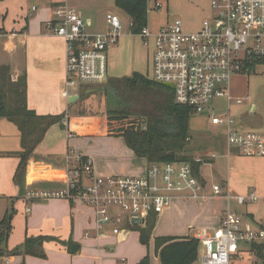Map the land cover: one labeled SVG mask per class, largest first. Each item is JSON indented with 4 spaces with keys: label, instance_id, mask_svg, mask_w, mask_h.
<instances>
[{
    "label": "built area",
    "instance_id": "built-area-1",
    "mask_svg": "<svg viewBox=\"0 0 264 264\" xmlns=\"http://www.w3.org/2000/svg\"><path fill=\"white\" fill-rule=\"evenodd\" d=\"M211 4L215 15L204 19L198 30H185L182 19L176 18L157 30L147 25L134 35L153 49L151 80L172 84L177 103L194 108L196 113L209 112L212 123L225 129L229 153L235 148L244 156L263 157L264 135L240 129L232 115V104H242L250 96H233L231 77L243 73L252 58L264 57V0H212ZM155 7L160 8V4L156 2ZM31 10L34 13L38 7ZM53 15L47 26L67 45V89L63 95L69 98L71 88L84 84L105 83L109 49L118 43L122 33L120 15L108 12L107 31L94 34L89 31L91 22L71 6L70 0H54ZM222 98L226 99L224 116L211 110L212 102ZM204 187L189 161L149 162L141 175L103 176L97 174L91 157L79 156L75 166H67L62 188L29 189L25 198H62L92 209L90 229L95 230L99 242L106 237H125L130 228L146 227L152 216L157 220L172 205L174 198L205 199ZM212 191L215 197H227L241 205L259 200L255 192L232 194L220 184L214 185ZM133 217H139L140 223L131 222ZM86 235L90 236L89 231ZM188 236L203 247L199 264H239L244 256L251 257L247 264H263L257 252L260 248L264 254V227L256 228L244 221L230 205L214 231L198 228ZM252 256L261 262H253Z\"/></svg>",
    "mask_w": 264,
    "mask_h": 264
},
{
    "label": "crops",
    "instance_id": "crops-1",
    "mask_svg": "<svg viewBox=\"0 0 264 264\" xmlns=\"http://www.w3.org/2000/svg\"><path fill=\"white\" fill-rule=\"evenodd\" d=\"M40 5L42 7L34 5L38 7V10L34 13L31 10L30 16H27V18H31L27 19L25 24H20L19 27H14L11 30L0 28V31L4 33L3 36H0V65L9 69L8 76L5 77L11 81L14 87L16 84H20L25 88L28 108L40 114L85 115L82 110L80 114L70 113V109L75 108L80 99L81 89L91 92L94 85L104 86L111 79L131 76L132 74L129 73L137 72L133 69L135 66L125 67L118 73V69H115L116 72L111 75L108 71V80L105 83L81 85L73 91L69 90L70 97H65L63 92L67 89L66 41L55 35L53 30L47 26L48 21L54 19V0H42ZM85 18L88 22H91L89 31L94 34L95 32L91 29L94 25L92 17L87 16ZM13 30H16L17 34H12ZM120 73L126 74L121 75ZM9 90L6 89L8 98L11 96ZM231 92L236 97L249 95L246 87L242 89V87L232 85ZM74 97H76L75 100L71 101ZM246 101L250 100H245L244 103ZM244 103L232 104L231 111L234 105H243ZM257 106L258 101L252 102L247 108L243 107L238 113L239 116L234 115V118L237 120V126L240 129H258L264 135V115H262V111L257 112ZM211 110L218 115L224 113L226 99L222 98L212 102ZM256 115L258 116L257 120ZM104 120L105 118L100 120V125L104 123ZM12 124L15 126L7 118L0 117V144L3 143L0 146V161L15 160L16 163L10 164L11 168H8L7 174L9 177L12 174V182L17 186L21 198L26 201V213L32 212L35 204L36 217L28 220L29 228L25 238L45 235L49 236L50 239L44 243L45 258L20 253L11 255L14 253L12 252L10 255L4 256L3 260L0 259V263L85 264L81 259H93L94 249L98 250L99 258L103 260V249L105 250L107 247L102 244V241L111 237L102 238L99 242L95 239L96 233L90 229L94 215L92 209L62 198L55 201L39 200L40 202H34L27 200L25 193L33 188H62L67 166H75L76 159L79 156L91 157L96 172L102 173L103 176L141 175L146 172L149 162L145 158L138 157L126 143L124 147H119L123 153L120 156L123 162L116 165L103 162L106 155L100 154L110 152L113 148L112 138L121 137L104 135V145H92L90 143L91 139L102 134L75 136L69 133L66 127L55 124L48 130L44 140L30 159L26 169L24 185L20 186L14 179L19 164L18 153L22 150L21 133L17 126L15 127L18 131L21 148L12 151L5 144L8 139L7 130ZM64 124H66V120H64ZM218 128H221V131L218 130L217 133L223 134L226 141L225 129L220 126ZM100 129L101 126L98 132ZM213 143V146L216 145L219 148L220 153L218 156L215 151L212 152V154H216L215 158L211 157L212 154L209 155L204 151H199L194 156L195 161H199L200 158L203 160L198 174L195 175L204 184L207 197L205 199H182L177 197L175 200L178 199L185 203L184 206L190 205L189 207L195 210L196 216L193 222L198 224V228L214 231L220 226L222 215L229 205L241 215L244 221L252 223L256 228L259 226L264 227V156H244L235 148L229 153L228 148L225 149V145H221L220 141L216 140ZM1 176H5L2 169L0 170V183L3 184L5 181L1 180ZM216 184L227 188L232 194L245 195L249 192H255L259 196V200L241 205L235 200L227 199V197H215L212 189ZM43 207H46L48 212L44 213V217L37 216ZM189 228L198 229L192 226ZM86 231H89L90 236L86 235ZM69 240L80 244L81 248L77 253L69 252L66 245Z\"/></svg>",
    "mask_w": 264,
    "mask_h": 264
},
{
    "label": "rangeland",
    "instance_id": "rangeland-1",
    "mask_svg": "<svg viewBox=\"0 0 264 264\" xmlns=\"http://www.w3.org/2000/svg\"><path fill=\"white\" fill-rule=\"evenodd\" d=\"M211 1L212 0H152L149 3L148 26L157 30L165 25L168 20L180 18L183 21L185 30H198L204 19H212L215 15V9L212 7ZM156 2L160 4V8L158 9L155 7ZM40 4H42V0H0V28L11 30L14 27H19L20 24H25L27 19L31 18H27V16H30L32 6L38 5L42 7ZM70 4L83 15L84 18L87 16L92 17L94 25L91 29H93L95 33L107 31L106 16L108 12L114 11L119 14L123 23V28L118 43L112 45L109 49V74L115 73V69H118V73V71L123 68L134 65L135 68L133 69L135 71L151 78L153 49L151 46H145L141 38L131 32L130 17L116 5L115 0H70ZM129 74L133 73L131 72ZM106 84H108V82ZM232 85L235 87H242V89L246 87L251 98L250 101H246L243 105H234L232 109L233 116H239L238 113L243 107L247 108V106L255 101H258L257 112L260 113L262 111V115H264V63L257 65L255 73H234L231 77V87ZM112 86V90H116L115 92L106 91L105 85H94L92 86L94 89H92L93 91L91 92L81 89L80 99L75 108L70 109V113L80 114L82 110L86 116H96L101 120L106 117L110 104H113V102H115V105L117 104L118 100L114 95L118 93V95L123 96L125 99V101H120L123 106H128L135 116L143 117L154 110L155 104L160 101L159 95L164 98L166 94L164 89H158L159 91L144 94L124 93L122 86ZM70 90L73 91L74 88ZM113 97H115V99H113ZM7 102L13 103L10 97L7 98ZM81 106L84 107L81 108ZM225 113L226 112L221 113L220 115L224 116ZM255 118L257 120L258 116L256 115ZM15 126L13 124L10 125V128L7 130L8 133H6L8 139L5 144L6 147H9L12 151L21 148L18 131ZM218 127L212 123L211 116L208 114L204 115L200 112L194 113L191 119L190 129L192 139L184 153L194 157L199 151H204L209 155L215 151L218 156L220 151L216 145L213 146V141H220L221 145H225V149H227L223 134L217 133L218 130L221 131V128ZM101 128H104L103 124ZM256 131L260 130L257 129ZM260 133H262V131H260ZM103 136L104 135L94 136L90 143L92 145H104ZM111 140L113 142V148H111L110 152L100 155H106L103 162L116 165L123 162L120 157L123 153L120 151L119 147L125 146V140L123 137L112 138ZM2 144H0V146ZM225 156H227V154H225ZM225 159L227 161L226 157ZM216 160L218 161V159ZM14 161L13 159L0 161V170L2 169L5 175L1 176V180H4L5 183H0V222L6 215L10 216L12 221V231L7 243L3 247V254L0 255V259L2 260L4 256L10 255L12 252L14 253L11 255H16L17 253L26 255L24 252V245L29 228L28 220L36 217L35 204L33 205L32 212L26 213V201L21 198L22 196H20L17 186L12 182V174L11 177L7 174L8 168H11L10 164L16 163ZM97 173L103 175L98 171ZM55 200L59 199L53 198L46 201ZM37 201L39 200H34V202ZM184 204V202L182 203V201L178 199L175 200L174 198L172 205L163 213L159 214L148 245L140 242L138 228H130L125 233V237H111L102 241V244L107 247L105 250L103 249V260L99 258L97 249L93 251V259L81 257V260L85 264H138L142 257L148 255L149 264H162L159 252L156 251L155 237L164 235H191L193 234L194 228L189 227H199L198 224L193 222L196 216L195 210L190 208V205L184 206ZM64 209L66 210V207ZM47 212L48 210H46V207H43L42 211H40L37 216L40 215L44 217V213ZM93 231L95 232V230ZM111 248L113 249L111 250ZM16 249H18V251H15ZM202 253L203 247H199V254L201 255ZM122 258H125L126 261L123 262ZM249 259H251L250 256H244L238 263L247 264L250 261ZM252 261L261 262V260L257 259L255 256H252ZM0 264H4V262ZM9 264H13V262ZM193 264H199V260Z\"/></svg>",
    "mask_w": 264,
    "mask_h": 264
},
{
    "label": "trees",
    "instance_id": "trees-1",
    "mask_svg": "<svg viewBox=\"0 0 264 264\" xmlns=\"http://www.w3.org/2000/svg\"><path fill=\"white\" fill-rule=\"evenodd\" d=\"M116 5L125 12L131 20V32L139 34L148 25L149 11L148 0H115ZM264 63V57L256 56L249 60L244 67V72L251 74L256 72L258 64ZM9 69L0 65V117H5L13 122L21 133L22 150L18 153L19 164L15 174V181L24 185L26 169L36 149L44 140L48 130L55 124L66 127L69 133L75 136L108 135L123 137L127 146L141 158L148 162H176L189 161L198 174L201 161H195L194 157L184 152L191 142L190 133L191 119L195 109L179 104L175 101L174 91L158 84L147 76L134 72L131 76L111 79L105 86L106 91L112 90V85L122 86L124 93H151L164 89L165 97L160 96V101L155 104L152 112L145 116H135L128 106H123L124 97L116 93L115 102L110 104L103 126L100 128V119L96 116L63 114H40L28 108L25 97V88L20 84L12 85L8 76ZM114 86V87H115ZM6 89H10L9 96L13 103L7 102ZM120 92V91H118ZM122 94V91H121ZM113 97V99H115ZM66 120V124H64ZM156 224V217L152 216L146 227H135L139 231V239L142 244L148 245L153 229ZM12 231V221L6 215L0 222V255L3 254V247L8 241ZM49 236L39 235L28 237L24 245V252L27 255L46 257L44 243ZM70 253H77L81 246L69 240L66 243ZM200 243L189 236H157L155 238L156 251L162 264H193L199 255ZM18 251V249H16ZM258 255L264 264V254L258 248ZM149 256L146 255L138 264H149Z\"/></svg>",
    "mask_w": 264,
    "mask_h": 264
},
{
    "label": "water",
    "instance_id": "water-1",
    "mask_svg": "<svg viewBox=\"0 0 264 264\" xmlns=\"http://www.w3.org/2000/svg\"><path fill=\"white\" fill-rule=\"evenodd\" d=\"M163 86H167V87H172V84H162ZM87 92H89V90L87 91ZM75 98L76 97H74V98H72L71 99V101H73V100H75ZM201 114H209V112H202ZM131 222H137V223H140V219H139V217H133L132 219H131Z\"/></svg>",
    "mask_w": 264,
    "mask_h": 264
}]
</instances>
